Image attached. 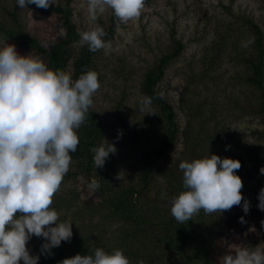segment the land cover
Here are the masks:
<instances>
[{
  "label": "rangeland",
  "instance_id": "374dc122",
  "mask_svg": "<svg viewBox=\"0 0 264 264\" xmlns=\"http://www.w3.org/2000/svg\"><path fill=\"white\" fill-rule=\"evenodd\" d=\"M58 4L69 6L79 33L97 25L104 31L111 26V9L106 8L92 22L87 0H52V5ZM13 13L25 35L37 37L45 46L63 32L59 15L41 13L33 5L20 9L16 0H0V24L7 29L17 27ZM251 22L264 35V0H144L140 15L121 22L106 41L110 47L98 50L93 69L99 74L100 88L90 109L102 120L105 139L117 149L106 160V177L122 188L138 189L148 221L139 226L112 216L100 204L97 192L87 188L83 176H65L51 207L58 211L60 221L73 224V234L81 236L87 247L108 252L122 249L131 264L139 260L144 264H182L180 256L164 255L151 232L162 227L160 219L167 220L171 214V198L183 190L179 164L212 154L241 162L236 173L242 179L241 193L249 201V212L243 211V200L222 212L206 214L201 210L190 220L187 253L191 255V247H199L211 264H219L223 255L238 246H264V211L258 208L264 181L255 166L257 162L264 167V103L263 92L248 80L254 75L249 60L258 57ZM0 38L15 44L20 55H28L12 39ZM178 42L183 49L165 66L155 88L175 113L177 140L165 155L155 158L157 173L151 174L144 186L146 161L136 151L135 137L142 147L155 151L164 145L168 127L158 104L145 107L141 103L148 97L143 85L147 73L158 72L161 60L176 50ZM72 47L78 52L83 46L76 43ZM118 114L127 124L119 121ZM226 145H230L227 151ZM77 170V162L72 160L69 172ZM119 172L121 180L116 179ZM170 173L175 177L170 179ZM43 242L42 237L33 235L26 245L30 255L41 253Z\"/></svg>",
  "mask_w": 264,
  "mask_h": 264
},
{
  "label": "clouds",
  "instance_id": "9594fccd",
  "mask_svg": "<svg viewBox=\"0 0 264 264\" xmlns=\"http://www.w3.org/2000/svg\"><path fill=\"white\" fill-rule=\"evenodd\" d=\"M20 9L34 4L48 9L52 0H16ZM144 0H87L88 19L97 21L106 8L121 22L138 17ZM104 29L99 25L79 33L77 42L89 51L107 49ZM246 46V45H244ZM100 88L95 70L83 72L73 80L70 73L50 69L39 56L20 55L15 44L0 38V264H38L39 255H30L26 247L32 236L42 237L41 254H52L53 248L73 236V224L60 221L51 207L72 163L71 153L80 143L78 129L85 122L93 96ZM141 103L148 107L151 97ZM122 136V132L118 133ZM106 143L90 149L92 161L103 168L110 154L117 149ZM230 145L225 146L227 151ZM238 159L206 155L184 160L183 190L171 198V215L179 223L203 210L206 214L230 210L243 203L249 212V201L241 189L243 182L236 170ZM122 172L116 179L121 180ZM264 175V167L260 168ZM87 188H100L93 177ZM258 208L264 211V188L258 194ZM19 213V214H18ZM243 220V218H241ZM54 225V226H53ZM58 264H131L122 249L111 252L101 247L88 254H76ZM138 264H144L139 260ZM219 264H264V246L236 247L220 258Z\"/></svg>",
  "mask_w": 264,
  "mask_h": 264
},
{
  "label": "trees",
  "instance_id": "16d2710c",
  "mask_svg": "<svg viewBox=\"0 0 264 264\" xmlns=\"http://www.w3.org/2000/svg\"><path fill=\"white\" fill-rule=\"evenodd\" d=\"M31 5L35 6L41 13L56 14L61 17L63 32L60 33L56 40L45 46L41 44L37 37L26 36L21 30L20 24H18L16 20L17 17L15 13H13V16L17 22V27L7 29L0 24V35H4L12 39L28 54H31L32 56H39L50 69H61L70 73L73 80L77 79L83 72L94 70L93 57L97 54L98 50L96 52H91L85 45L79 49L78 52H75L72 47L73 44H76L79 41L80 36L76 29V25L72 21V11L69 6H62L61 4H58L51 5L48 9H43L38 8L34 4ZM111 21L109 29L104 31L106 34L104 36L105 41H108L114 36L115 31L121 23V21H119L114 14ZM251 26L257 36L258 57L257 61H255V59L249 60V63L253 67L254 75L250 76L248 80L252 84H255L263 92L262 95L264 103V35L261 28L256 23L251 22ZM177 44L178 47L176 50L161 60L158 72L152 71L147 73L143 85L144 93L148 97H151L152 102H155L161 107L166 120V125L168 127L164 145L155 151L142 147L135 137L136 151H139L146 161V171L143 175V182L145 183L144 186H146L150 175L157 173L154 170L155 158L165 155L173 148L174 143L177 140L178 127L175 122V113L168 101L157 95L155 90L156 85L164 75L165 66L169 63V61L177 57L183 49L180 42ZM118 118L121 123L127 124V122H125L119 114ZM78 135L80 143L77 151L75 153H71L72 160L77 162L78 170L76 172L68 171L65 176L72 177L74 174L77 176H83L88 183L93 177H95L100 183V188L96 191L101 199L100 204L106 206L110 210L112 216H116L124 221L138 223L139 226L147 223L148 214L143 212V207H141L142 204L138 198V195H140L138 189L133 186L122 188L115 185L113 181L106 177L107 174L104 170L105 166L103 168L95 169L90 149L99 146L104 142L105 133L102 120L98 118L90 108L85 122L78 129ZM255 166L258 177L264 181V175L260 174L261 167L259 166V163L257 164L256 162ZM168 176L170 179L175 177L173 173L168 174ZM166 217H168L167 220L160 219L162 227L160 229H153L151 232V234L155 237L156 246L161 247L164 250V255L180 256L182 264H211L208 254L199 247H191L192 254L189 255L187 253L189 250L188 246L191 244V221L189 220L179 223L171 214ZM145 233L148 236V232L146 231ZM194 236H196L195 233ZM132 248L134 247L132 246ZM90 250L91 249L86 246V243L81 236L73 234L69 242L62 241L61 245L56 247V251H51L52 254L38 253L36 255L40 256L38 264H58L59 261L65 258H71L76 254L86 255ZM20 264H23V261H20Z\"/></svg>",
  "mask_w": 264,
  "mask_h": 264
}]
</instances>
